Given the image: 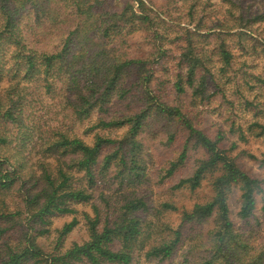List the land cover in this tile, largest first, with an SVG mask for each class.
Masks as SVG:
<instances>
[{
    "label": "trees",
    "instance_id": "obj_1",
    "mask_svg": "<svg viewBox=\"0 0 264 264\" xmlns=\"http://www.w3.org/2000/svg\"><path fill=\"white\" fill-rule=\"evenodd\" d=\"M152 2L127 0L113 11L108 0H0V81L7 83L0 91V264H133L140 258L164 263L196 239L186 251L203 253L195 264H264V231L255 217L257 198L264 202L263 181L230 156L236 143L222 148L223 134L211 138L182 107L164 99L168 92L178 97L189 91L193 105L209 99L208 88L224 96L222 89L232 83L242 107L256 110L245 97V88H251L248 72L243 64L237 67L239 57L226 40L232 35L240 43L246 38L260 43L250 35L264 16L228 12L233 25L208 26L212 15L195 21L190 9L186 27H180L161 19ZM169 30L176 34L172 39ZM29 35H54L56 45L33 50ZM209 39L215 41L217 69L199 44ZM166 43L177 48L173 69L166 67ZM256 81L264 89V80ZM40 92L56 101L70 126L95 115L88 131L125 132L120 137L94 133L88 144L72 127L50 128L41 114ZM111 107L118 111L106 120L102 115ZM236 130L238 140L246 141L245 131ZM246 131L261 138L264 125L255 121ZM156 145L173 151L159 174V182L170 181L169 191L194 194L206 182L211 194L189 209L170 201L152 209L139 186L149 179L145 162ZM193 150L203 156L188 166ZM108 174L121 194L113 217L99 226L93 206L92 217L82 214L87 240L62 247L77 225L72 218L45 252L39 238L49 234L51 218L74 215V206L89 203L96 182ZM234 193L235 213L229 205ZM166 213L175 221H163ZM208 221L210 227L199 231ZM13 234L19 236L11 244ZM181 264H187L186 255Z\"/></svg>",
    "mask_w": 264,
    "mask_h": 264
},
{
    "label": "rangeland",
    "instance_id": "obj_2",
    "mask_svg": "<svg viewBox=\"0 0 264 264\" xmlns=\"http://www.w3.org/2000/svg\"><path fill=\"white\" fill-rule=\"evenodd\" d=\"M125 1L127 0H108V9L119 11ZM152 1L155 8L154 10L157 11L161 19H164L165 22L167 21L168 24H176L180 27H186L188 12L190 9L195 21L201 19L205 21L206 17H209L210 19L211 17H214L215 19L213 20H207V22L209 21L207 24L208 26L217 21H219L220 24L228 23L227 25H233V23L230 22L231 16H228V12L238 14V12L243 11L264 16V0H228V2L226 0ZM209 15L212 16L210 17ZM189 29L191 28L189 27ZM137 35L135 36L139 37V34ZM167 35L172 39L176 34L172 30H169ZM250 36L258 40L260 43H254L248 38L243 40V43H240V40L231 35L228 36L226 44L233 47L235 55L239 57L236 61L237 67H240V65L243 64L244 69L248 72L251 88H245V97L249 103L257 105V111L242 107V101H237L234 93L231 91L232 83L226 84L224 88L221 87V89L223 88L224 96L216 95L213 93L214 89L208 88L206 94L208 96L210 95L209 99H203L201 101L197 100L193 105L191 104L189 91L178 97H175L172 92H168L164 99L171 105L182 107L184 113H188L192 116L196 127L204 131L211 138L215 137L218 132L223 134L224 139L220 143L222 148L229 150L230 145L236 143L235 148L229 151L230 156L235 159L238 166L249 176L263 181L264 187V136L261 138H253L250 136V133L246 131L247 126L255 121L264 125V89H262L260 84L256 81L257 78L264 80V17L259 22L253 24V30ZM56 41L57 37L54 35H29L27 37V43L36 51H50L56 45ZM199 44L200 47H203L206 57L211 58L212 67L217 69L218 64H215L216 60L211 52L215 41L209 39L201 41ZM240 44L245 46L243 52L239 50ZM165 47H168L170 51L166 67L173 69L175 68V63L172 61L173 57L177 55V48L175 47V44L170 45L168 43L165 44ZM215 76L219 81V84H223V78L218 75ZM6 86L7 83L5 79H2L0 81V91ZM39 97L41 100V114L43 115L44 120L48 121L50 128L60 127L62 130H68L72 127V133L88 144L91 143L94 133L110 137H120L125 132L124 128L111 131L100 129L88 131V128L95 123V115L83 123L70 126V119L63 116L64 112L60 110L58 105H56V101L43 96L42 92H40ZM116 111H118V108L111 107V111L102 116L106 120H109ZM256 113L257 116H255ZM231 127L234 129L233 132H229ZM237 128H241V130L245 131V137L247 138L246 141L238 140ZM148 154L149 157L145 163L148 169L147 177H149V179L145 181L143 185L139 186V188L140 191H143L146 194V199L152 209H158V205L165 201H170L178 206H184L186 209H189L196 199L211 194L210 187L206 182H203L201 188L194 194L169 191L170 181L159 182V174L161 173V169L165 166L166 161L172 158L173 151L165 150L156 145L148 149ZM189 154L191 158L188 162V166H191L196 158L203 156V151L193 150L190 151ZM250 155L255 159L249 158L248 156ZM115 187L116 181L112 179V175L108 174L107 177L96 182L92 190L93 199L89 203L74 206L76 211L74 215L56 216L51 218L49 234L39 238L43 250L45 252H50L53 249L57 238V231L60 230L65 223L71 221L72 218L77 220V225L65 236L62 247L66 248L73 242L82 243L87 240V227L82 214L86 213L92 217L94 213L93 206H95L99 212V226H101L105 218H112L114 211L119 207L121 198L119 197L121 194L118 195V192L115 191ZM122 192L126 194L127 190L123 189ZM229 205L232 212L235 213L238 209L237 193H234L229 197ZM149 217L150 215H148V218ZM255 217L259 221L260 229L264 231V202L262 201V196L257 198ZM160 218L163 221L169 222H173L176 219L174 215L172 216L168 213L162 214ZM210 225L209 221L204 223L199 231L208 229ZM18 236L19 234H13L9 243H16ZM190 243L197 245L198 239ZM190 243L185 244L171 261L164 263L145 262L143 258H140L133 264H181L184 261L185 255L187 264H195V262L203 257V253L195 250L187 254V247Z\"/></svg>",
    "mask_w": 264,
    "mask_h": 264
}]
</instances>
